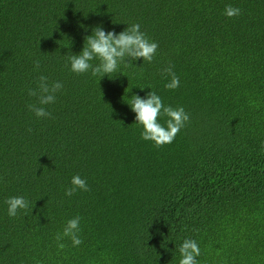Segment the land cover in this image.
<instances>
[{
    "label": "trees",
    "instance_id": "16d2710c",
    "mask_svg": "<svg viewBox=\"0 0 264 264\" xmlns=\"http://www.w3.org/2000/svg\"><path fill=\"white\" fill-rule=\"evenodd\" d=\"M133 23L158 43L151 62L70 70L97 24ZM41 75L63 84L50 117L28 108ZM151 90L189 114L161 147L126 102ZM262 142L264 0H0V264H179L186 238L198 264H264ZM77 174L89 190L65 195ZM12 196L29 209L10 217ZM76 216L83 243L58 248Z\"/></svg>",
    "mask_w": 264,
    "mask_h": 264
},
{
    "label": "clouds",
    "instance_id": "9594fccd",
    "mask_svg": "<svg viewBox=\"0 0 264 264\" xmlns=\"http://www.w3.org/2000/svg\"><path fill=\"white\" fill-rule=\"evenodd\" d=\"M224 14L230 18L239 16L241 9L227 4ZM157 48L158 43L151 41L140 30L138 23L127 25L119 33L114 30L105 31L101 24H97L92 28L91 34L84 37V46L81 52L68 56L67 60L70 62V70L74 73L82 74L91 70L93 76L99 75L102 78L107 75L110 77L112 73L117 72L121 63L127 66L139 58L151 62ZM95 59H98L99 63L93 65L91 61ZM34 65L38 69L40 67L39 60L34 61ZM173 68L174 66L169 64L163 69V74L170 77V82L165 85L168 89H175L180 84V79ZM62 87V82L53 81L49 83L48 78L41 75L38 78L37 89L29 90V96L37 98L36 103L28 105L29 110L34 112L37 117H50L51 113L42 106L54 103L56 93ZM126 102L135 113V122L143 126L141 138L146 141H154L156 147L172 143L178 132L189 121V114L185 112L183 107L165 106L161 97L153 90L146 93L145 98L133 94L131 99ZM160 115L168 118L166 121L167 127L158 122V116ZM262 148H264V142H262ZM77 190H89L87 181L78 174L72 177L71 187L65 189V195L72 196ZM5 203L8 205L7 214L10 217H15L19 210L29 209V201L23 196L9 197ZM80 220L81 217L79 216L69 219L63 228V232L57 233L58 248L63 249L65 247V244L61 242L64 237H69L74 247H78L83 243L79 235L81 231L79 227ZM178 250L181 257L179 264H198L196 258L200 255V247L196 240L184 239Z\"/></svg>",
    "mask_w": 264,
    "mask_h": 264
}]
</instances>
